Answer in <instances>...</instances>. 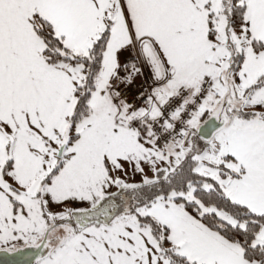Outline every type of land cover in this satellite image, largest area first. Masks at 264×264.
Returning a JSON list of instances; mask_svg holds the SVG:
<instances>
[{"label": "snow or ice", "instance_id": "snow-or-ice-1", "mask_svg": "<svg viewBox=\"0 0 264 264\" xmlns=\"http://www.w3.org/2000/svg\"><path fill=\"white\" fill-rule=\"evenodd\" d=\"M0 264H264V0H0Z\"/></svg>", "mask_w": 264, "mask_h": 264}]
</instances>
